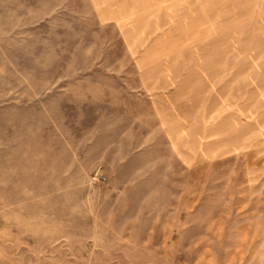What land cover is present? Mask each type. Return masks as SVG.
<instances>
[{"label":"rangeland","instance_id":"1","mask_svg":"<svg viewBox=\"0 0 264 264\" xmlns=\"http://www.w3.org/2000/svg\"><path fill=\"white\" fill-rule=\"evenodd\" d=\"M0 264H264V0H0Z\"/></svg>","mask_w":264,"mask_h":264},{"label":"built area","instance_id":"2","mask_svg":"<svg viewBox=\"0 0 264 264\" xmlns=\"http://www.w3.org/2000/svg\"><path fill=\"white\" fill-rule=\"evenodd\" d=\"M96 174H97V179L99 180V179H104V176L101 174V173H99V170H96Z\"/></svg>","mask_w":264,"mask_h":264}]
</instances>
